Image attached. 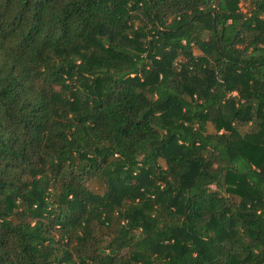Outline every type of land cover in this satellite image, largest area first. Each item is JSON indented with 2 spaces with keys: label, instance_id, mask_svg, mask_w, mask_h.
I'll return each instance as SVG.
<instances>
[{
  "label": "trees",
  "instance_id": "1",
  "mask_svg": "<svg viewBox=\"0 0 264 264\" xmlns=\"http://www.w3.org/2000/svg\"><path fill=\"white\" fill-rule=\"evenodd\" d=\"M0 264H264V0H0Z\"/></svg>",
  "mask_w": 264,
  "mask_h": 264
},
{
  "label": "rangeland",
  "instance_id": "2",
  "mask_svg": "<svg viewBox=\"0 0 264 264\" xmlns=\"http://www.w3.org/2000/svg\"><path fill=\"white\" fill-rule=\"evenodd\" d=\"M240 5H241V9H242L243 11H245L246 8H247V2H241ZM193 52H194V53H198V50H197V49H194Z\"/></svg>",
  "mask_w": 264,
  "mask_h": 264
}]
</instances>
